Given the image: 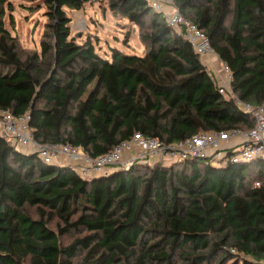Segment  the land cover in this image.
<instances>
[{
	"label": "trees",
	"instance_id": "1",
	"mask_svg": "<svg viewBox=\"0 0 264 264\" xmlns=\"http://www.w3.org/2000/svg\"><path fill=\"white\" fill-rule=\"evenodd\" d=\"M90 1L41 0L40 53L22 55L0 0V111L28 113L37 142L97 157L137 133L173 143L253 126L149 0H108L137 28L142 55L110 47L102 56L90 38L77 41L66 9ZM172 2L228 65L232 93L264 105V0ZM229 263L264 264V161L193 158L86 179L0 137V264Z\"/></svg>",
	"mask_w": 264,
	"mask_h": 264
},
{
	"label": "built area",
	"instance_id": "2",
	"mask_svg": "<svg viewBox=\"0 0 264 264\" xmlns=\"http://www.w3.org/2000/svg\"><path fill=\"white\" fill-rule=\"evenodd\" d=\"M149 3L162 14L170 28L190 43L200 57L208 58L212 64L216 63L219 79L214 80L218 93L227 100H233L251 115L254 121L252 127L202 132L173 143H163L153 136L137 133L115 144L107 153L92 157L81 146L37 142L31 133L28 113L13 115L3 110L0 111V137L6 138L23 152H36L45 164L70 167L79 177L86 179L104 176L134 164L154 166L161 160L177 159L178 162L193 158L208 159L212 165H218L221 161H264V105L254 106L232 93L228 65L214 53L205 32L178 12L172 0H149Z\"/></svg>",
	"mask_w": 264,
	"mask_h": 264
},
{
	"label": "rangeland",
	"instance_id": "3",
	"mask_svg": "<svg viewBox=\"0 0 264 264\" xmlns=\"http://www.w3.org/2000/svg\"><path fill=\"white\" fill-rule=\"evenodd\" d=\"M7 3L3 22L11 35L17 38L22 55L39 54V44L47 22L45 7L41 0L33 2L7 0ZM66 13L71 20V36L77 41L90 38L100 55L108 53L110 47H116L127 54H143L137 28L125 18L112 16L108 10V0L90 1L79 10L66 9ZM201 58L205 60L204 57ZM176 161L177 159L161 160L160 163L170 165ZM225 163L226 161L218 162V166ZM26 209L33 218L38 217L35 207H26ZM56 224L58 222L53 220L48 226L56 229ZM77 236L78 233L75 232L63 236L62 245L71 242Z\"/></svg>",
	"mask_w": 264,
	"mask_h": 264
},
{
	"label": "crops",
	"instance_id": "4",
	"mask_svg": "<svg viewBox=\"0 0 264 264\" xmlns=\"http://www.w3.org/2000/svg\"><path fill=\"white\" fill-rule=\"evenodd\" d=\"M204 64L207 66V68L209 69L211 75L216 78L217 80L219 79V73H218V68H217V65L216 63H210L208 58L204 57Z\"/></svg>",
	"mask_w": 264,
	"mask_h": 264
}]
</instances>
